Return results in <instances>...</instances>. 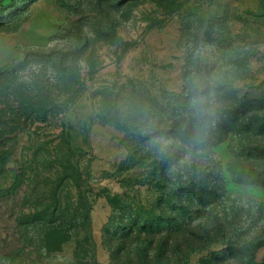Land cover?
<instances>
[{
	"label": "rangeland",
	"instance_id": "rangeland-1",
	"mask_svg": "<svg viewBox=\"0 0 264 264\" xmlns=\"http://www.w3.org/2000/svg\"><path fill=\"white\" fill-rule=\"evenodd\" d=\"M61 85L78 91L68 107L57 94L66 88ZM220 85L234 94L233 103H244L233 111L264 117V0H0V101L21 106L7 108L10 119L2 128L13 157L9 167H25L33 184L55 181L59 157L65 166L64 157H71L80 166L83 188L92 191L90 232L66 242L64 256H72L83 243L97 264L141 262L137 255L130 258L128 250L117 255L122 240L112 236L109 226L117 234V209L128 198L140 223L155 228L163 184L151 175L149 162L133 158L129 135L165 136L163 125L155 130L144 126L153 108L175 114L182 101L193 107V96L202 101L194 105L197 112L214 113ZM204 89L207 95L196 93ZM41 102L54 103L43 121L34 118L30 106ZM18 116L20 122H11ZM230 137L215 138L211 156L222 162L226 194L236 198V208H244L238 226L249 228L263 220L262 228L246 234L250 241L264 237V186L233 181L227 170ZM248 138L252 144L253 135ZM156 144L162 151L170 142L156 139L144 149ZM12 177L9 171L0 182L7 184ZM63 190L64 196L75 195ZM9 214V208L0 207L3 235L11 230ZM140 236L156 242L170 238L161 258L148 255L151 264L196 263L213 252L230 254L221 239L206 247L195 244L193 250H206L188 255L192 246L181 244L179 232ZM125 241L128 247L138 244L135 234ZM254 251L262 263L264 245Z\"/></svg>",
	"mask_w": 264,
	"mask_h": 264
},
{
	"label": "trees",
	"instance_id": "trees-1",
	"mask_svg": "<svg viewBox=\"0 0 264 264\" xmlns=\"http://www.w3.org/2000/svg\"><path fill=\"white\" fill-rule=\"evenodd\" d=\"M61 86L66 88L62 89L63 93L58 91L57 94L64 96L62 104L68 107L76 99L78 91L67 85ZM217 90L220 95L215 99L214 113L201 114L187 100L176 105L175 114L166 113L165 107L153 108L151 121H145L144 126L155 130L163 125L167 128L166 135L160 132L129 135V145H134L133 158L147 161L149 166L154 167L151 175L163 184V189L157 205L160 213L152 220L157 225L155 228H148L145 222L140 223L141 217L138 213L134 214L128 198H125L127 203L120 202L117 209L120 228L117 226V234L115 226H109L112 236L115 234L117 240H122L117 247V255L128 250L126 253L130 254V258L139 256V264H151L148 255L155 254L161 258L168 250L170 238L156 242L155 239L145 240L140 235L168 231L170 234L179 232L183 240L181 244L192 246L188 255L201 253L206 250V244L209 246L220 239L230 253L220 255L213 252L200 257L196 263L190 260L187 264H223L229 261H232L230 264H264V261H256L254 253L255 248L264 245V237H255L250 241L245 238L254 227L262 228L263 220L258 218L256 226L250 225L249 228L238 226L245 218L242 214L244 208H236V198L226 194L222 162L211 156L215 155V138L222 136L227 139L231 133L229 147L232 158L227 170L233 181L264 186V117L248 116V111L244 109L241 112L233 111L244 103H233L234 94L224 91L222 85ZM208 92L204 89L196 93L207 95ZM53 104L31 103L35 117L30 116L45 120ZM12 106L7 100L0 101V181L7 172L13 173L9 183L0 182V207L9 208V218L12 220L11 230H7L5 235L0 231V264H97L89 259V251L83 243L77 244L72 256L61 253L62 246L78 237V233L90 232L92 191H88L86 185L83 188L79 164L71 157H64L68 163L65 166L59 157V169L56 170L59 180L46 179L34 184L25 167H9L13 157L4 144L2 128L7 126L10 119L6 116V110ZM13 108L18 110L21 106ZM222 108L223 115L217 119ZM11 111L14 112L13 109ZM20 120L21 116H18L12 118L11 122L18 123ZM215 122L218 127H215ZM254 124L258 126L252 130L250 126ZM249 135H253L252 144H248ZM161 138L170 142L167 149L161 151L159 144L144 149L149 141ZM68 170L72 171L73 176L68 175ZM65 188L74 190L75 195L64 196ZM233 209L235 212L232 214ZM110 229L104 228V232L109 234ZM133 234L138 244L128 247L125 240ZM84 240L88 242L87 238ZM195 244L205 247L193 250Z\"/></svg>",
	"mask_w": 264,
	"mask_h": 264
},
{
	"label": "clouds",
	"instance_id": "clouds-1",
	"mask_svg": "<svg viewBox=\"0 0 264 264\" xmlns=\"http://www.w3.org/2000/svg\"><path fill=\"white\" fill-rule=\"evenodd\" d=\"M201 103H202V101L199 100L198 98H194V99H193V104H194V105H199V104H201Z\"/></svg>",
	"mask_w": 264,
	"mask_h": 264
}]
</instances>
